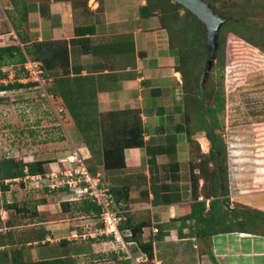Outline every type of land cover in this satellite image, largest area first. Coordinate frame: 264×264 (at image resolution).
<instances>
[{"label":"crops","instance_id":"obj_1","mask_svg":"<svg viewBox=\"0 0 264 264\" xmlns=\"http://www.w3.org/2000/svg\"><path fill=\"white\" fill-rule=\"evenodd\" d=\"M95 2L99 4L95 3L94 8L100 7L99 20L95 23L83 19L78 22L80 26L85 25L83 28L95 24L94 32L85 35L87 39L83 40L86 42L78 39L83 35L74 32L77 21L73 18L69 1H52L49 4L50 14L47 15L43 14L39 3L32 5L26 27L31 39L34 36L33 40L41 41L52 39L53 34L66 24L70 37L68 41L76 39L71 43L68 71L50 75L54 83L55 78L57 81L62 79L64 85L69 87L66 92L69 97L73 93L75 98L70 101H74L76 107L95 110L97 118L101 116V119L102 114L110 111L140 110L145 145L125 149L126 166L122 171L106 172L102 164L97 165V171L103 174L110 188L111 185L118 186L119 181L122 185L133 184L127 210L134 214L136 221H151L144 227L142 239L152 240L154 258L142 264H264V233L234 231L202 238L196 236L195 225L189 220L186 226H182L183 237L179 234L181 221L174 222L173 218L191 210L188 193L190 169L186 171V164L191 160L192 146L187 134L179 129L183 124L184 92L183 77L175 64L176 57L173 53L167 54L164 33L155 26L154 21L146 15L135 16V9H140L144 1H130L131 8L122 6L130 11L128 13L121 12L117 0L113 5L109 3L110 0ZM59 85L60 82H57V86L54 84V94H59ZM159 101L166 105H157ZM56 102L61 106L59 110L67 113L72 120L62 97H57ZM202 135V132L194 135L199 144L202 139L204 144L208 140ZM173 137V149L177 152L174 158L166 151L170 149ZM45 144H39L35 152L31 151L36 156L33 159L52 160L58 154L52 155ZM82 146L88 155V163L95 165L94 159V163L90 160L88 147L85 143ZM74 148L82 149L76 145H73ZM73 149L70 148V151ZM209 151L210 147L204 150L205 153ZM65 156H57L59 160L49 161L45 166L52 171L54 164L61 165L62 162L61 167L64 168ZM173 181L181 185L184 198L182 201L164 203L161 193L155 195L153 188L159 189L165 182ZM65 199L62 193L39 202L34 209L35 220L21 227V235L25 232L33 236L32 241L23 245L25 259L36 262L52 260L58 261L57 264H126L125 260L129 257L127 251L119 241L102 233L100 219L74 210L63 211L62 202ZM208 199L211 201V198ZM259 209L264 211V207ZM4 212L7 213L6 208L2 209L3 220L9 218ZM4 222L8 224V220ZM159 226L161 234L165 232L163 236L154 230ZM40 236L42 239L39 241ZM64 239L66 241L63 243ZM125 241L131 254L147 257L136 241L127 238Z\"/></svg>","mask_w":264,"mask_h":264},{"label":"trees","instance_id":"obj_2","mask_svg":"<svg viewBox=\"0 0 264 264\" xmlns=\"http://www.w3.org/2000/svg\"><path fill=\"white\" fill-rule=\"evenodd\" d=\"M11 0L12 9L7 10L8 15L12 20L13 27L18 33L19 40L23 44L2 46L0 47V91H12L15 89H21L23 87H33L37 83L28 80L22 82L21 78H29V70L26 68L28 60L39 61L41 67L44 70V75L47 79L50 78L53 69L62 68L64 71H68L70 65V52L71 43L76 39L72 38L71 41L66 39L62 40H41L30 42L31 37L26 27V22L29 17V10L32 5L40 4L39 8L42 9L44 15L50 14L49 2L50 0ZM54 1H72L74 10L76 7L87 8L88 0H54ZM146 4L141 6L143 15H149L152 12L153 5L160 8L162 12H172V24L179 25L175 31V43H170V48L173 53L178 57L177 70L181 72L183 77V92H184V115L183 124L179 127L181 131L187 134L189 142L192 144L198 143L194 139V135L198 132H205L206 137L210 141V151L207 153L202 152L198 145L200 153L199 161H190V193L191 197V210L189 213L173 218V221H181L179 234L183 237L182 226H186L187 222H195L194 232L197 237H211L219 233H229L234 231H249L251 233H264V211L257 208V210H251L247 212L245 209H236L233 212L227 210L226 203L229 202V195L231 192L230 181V166L228 162V147L222 133L218 132L223 124L219 115L224 112L225 108V87L224 77L220 79V82L215 81L214 74H218L225 71V55L227 53L225 43L228 33H233L239 36L241 39L252 45L254 48L264 52V21L251 20L248 23V19L244 17V14L240 12L239 15H233V19L226 21L219 32V51L217 60L214 61L213 67L206 82L202 83L203 75L205 71V64L208 59V50L206 49V41L204 38L205 27L199 21V19L189 9L175 0H149ZM211 2L217 12L223 14H233L229 10H225L222 6L218 5L219 0H207ZM226 8L227 6L224 5ZM180 9L185 12L179 18ZM240 8H237V10ZM14 10V11H13ZM16 10V11H15ZM99 19H96L98 21ZM93 27L80 26L76 29L78 35H83L82 38H78L80 41H87L85 35L87 33L94 32ZM13 66L15 74V80H9V71L3 70L5 66ZM228 72V71H227ZM227 75V74H226ZM8 79V81H5ZM57 82H60L59 94L55 92L54 84L57 86ZM57 81L55 78L49 82L48 92L52 96V99L62 97L64 101V107L70 113L72 118V124L79 130L83 142L88 147L91 158L94 159L95 165H90L92 172H96L97 165L102 164L106 172H120L125 166V149L142 147L145 145L143 120L138 109H125L110 111L102 114L97 118L95 110H84L76 107L73 98L69 97L66 92L69 87L64 85V82ZM53 85V86H52ZM204 85V86H203ZM187 86L190 90V96H187ZM54 90V91H53ZM57 92V89H56ZM70 99H72L70 101ZM4 98H0L3 101ZM67 115V113L65 114ZM225 129V127H223ZM61 137L60 139H62ZM64 140V138H63ZM47 141V140H46ZM37 141L34 139L33 144ZM43 142V141H42ZM169 151V155L173 158L176 155L174 148V137ZM165 151V150H163ZM193 151V150H192ZM191 151V152H192ZM157 153V152H156ZM195 157V152H192ZM205 154V155H204ZM203 157V159H202ZM34 156L31 152L23 153L22 156H11L6 158V162H1L2 168L0 169L3 179H24L26 176L33 175H45L47 170L46 163L52 160H37L33 159ZM197 158V157H196ZM154 162V159H151ZM193 162H198L195 164ZM198 170V172H197ZM178 177V176H177ZM176 178V176H173ZM204 178V191L206 198H211L210 207L207 209L206 200H200V194L202 190L200 188V179ZM178 179V178H177ZM23 181V180H22ZM121 182V181H119ZM114 187L111 185V193L114 199L113 208L121 211L123 221L121 229L123 231L130 230L131 235L126 236L129 240H134L138 243V247L144 252L149 260L154 258V246L152 240L143 241L142 234L145 226H148L150 220L136 221L134 214H131L127 210V203L130 198V191L133 184H119ZM23 185L22 182H19ZM6 190L9 189V184H6ZM39 186V185H38ZM42 192L46 194V198L39 202H45L50 195L65 194L67 188H50L49 185H42ZM153 192L156 194L161 193L164 203H173L176 201H182L184 196L182 193V187L179 182H165L164 185H160L159 189L154 187ZM38 201H36L37 203ZM159 199L156 200V203ZM35 203L34 208L37 206ZM11 206V205H9ZM63 211L68 212L74 210L76 213H84L92 215L100 219V208L95 202L89 199L62 202ZM36 209V208H35ZM36 214V210L34 211ZM238 222V224H237ZM4 226L2 219L0 218V229ZM157 228V227H156ZM159 234L162 230L157 228ZM155 230V229H154ZM1 232V231H0ZM165 233V232H164ZM163 233V234H164ZM161 234L160 236H163ZM39 241L42 237H38ZM66 239L63 240V243ZM16 244L14 235L6 233H0V245L5 244L8 247L12 244ZM6 250H4V253ZM3 254V253H2ZM126 256V254H124ZM18 256V255H16ZM129 258V257H127ZM126 258V264H129V260ZM58 258H56L57 260ZM15 264H57L58 261H27L22 255L18 256L15 260ZM132 260L130 261V264ZM2 264V263H1ZM61 264V263H58Z\"/></svg>","mask_w":264,"mask_h":264},{"label":"rangeland","instance_id":"obj_3","mask_svg":"<svg viewBox=\"0 0 264 264\" xmlns=\"http://www.w3.org/2000/svg\"><path fill=\"white\" fill-rule=\"evenodd\" d=\"M52 1L54 0H50L49 3ZM117 1L121 6L119 7L121 12H130L122 6L126 5L127 8H131L130 1L132 0ZM141 1H144V4L150 2L149 0ZM69 2L72 6L73 18L77 21L74 31L76 35L78 34L76 29L80 28V23L78 24L80 20L94 22L99 18L100 7L94 8L95 0H88L87 8L85 6L76 7L77 11L74 10L72 1ZM109 3L113 5L114 0H110ZM152 5V12L146 16L150 17L155 26L157 25L164 33L168 48L167 54H172L170 43H175V31L180 27L177 24H172V18H174L172 12L164 13L160 8H156L155 4ZM218 5L225 8V10H229V12H233V14H226L227 16H237L241 12L248 19V23L251 20H258L260 23L264 21V0H219ZM237 8L240 9L237 10ZM9 9H12L11 0H0V47L14 44L22 46L23 44L19 40L18 33L15 31L12 20L8 15L7 10ZM118 12L120 13L119 10ZM184 12L183 9H180L181 15L178 17L180 18ZM135 13V16H143L141 8L135 9ZM65 38H67L66 40L70 38L66 24L53 34L52 40ZM33 39L30 40L31 43L32 41H38ZM225 47L227 50L224 64L226 70L221 73L217 72L218 74H214L212 79L216 77L215 81L219 83L220 79L224 77L223 87H225L226 105L224 112L222 111L219 117L225 129L222 127L217 131L222 133L228 147L231 192L228 196L229 202L226 203V208L230 212H233L235 208L245 209L249 212L264 207V52L254 48L233 33H228ZM173 54L176 57L175 64L177 65L178 57L175 53ZM28 62L26 65L31 69V78L37 80L38 76L35 70L38 73L40 71L34 69V66L28 64ZM13 68L10 65L3 67V70L9 71V80L12 81L15 80ZM62 70L59 67L55 68L52 74L60 73ZM51 78L52 76L45 85L47 90L49 82L52 81ZM20 80L27 82L25 78ZM206 80H202V83ZM5 81H8V79ZM45 88L42 87V84H39L12 91H0V98H4L3 101H0V169L2 168L1 162H6V158L11 156L20 157L23 153L35 152L38 149L37 145L42 143H47L45 148L52 152V155L58 153L52 157L53 161L59 160L57 156L62 157L63 154L67 155L71 152L70 148L73 149V145L82 147V149H79L85 156H88L83 149L84 142L79 130L74 124L70 123L72 120L59 110L61 106L56 102L57 99H52L49 92V95H47ZM187 92V96H190L188 86ZM157 105L164 106L166 103L159 101ZM202 134L206 137L205 132H202ZM61 137L64 140L63 138L60 139ZM34 139L37 141L35 144H33ZM209 143V139L205 144L202 139L200 144H192L191 149L195 152L197 158L192 151L190 152V161H199L198 145L204 152V150L209 149ZM90 160L93 162L92 158ZM190 161L189 164H186V171L191 168ZM193 163L198 164V162ZM62 164V162L61 165L59 163L54 164L55 167H52L51 170L60 171ZM47 170L49 169L47 168ZM188 174L190 176V172ZM201 179L202 193L200 197L202 196V200H206L207 209H209L210 199L204 196L203 192L205 191L202 189L204 188V178ZM19 182H22L23 185ZM6 184H9L10 187L7 190L5 188L8 187ZM38 185L36 180L29 177L3 179L0 172V218L2 217L3 208H6L8 213L4 212V215L9 217L4 219L8 220V224L1 218L4 226L0 229V233L8 232V234L16 236L18 240L16 244L10 245L8 249L5 244L0 245V264H15L17 257L24 255L23 245L25 246L28 241L33 239V236L29 233L22 232L23 235H21L20 231L23 225H27L32 219L35 220L34 206L36 201H38L36 205H39V201L46 198V194L41 189L44 184L39 183ZM190 222L195 225V222ZM4 250H6L5 253ZM124 250L130 251L127 244ZM129 257L131 260L133 259L130 255Z\"/></svg>","mask_w":264,"mask_h":264},{"label":"built area","instance_id":"obj_4","mask_svg":"<svg viewBox=\"0 0 264 264\" xmlns=\"http://www.w3.org/2000/svg\"><path fill=\"white\" fill-rule=\"evenodd\" d=\"M28 61V64L33 65L34 69H38L40 72L38 73V71L35 70L38 77L37 80H32L31 69L26 65V68L29 70V78H26V80L34 81L37 85L42 84V87L45 88L49 79L45 77L41 63L31 59ZM45 91L47 95H49L47 88H45ZM87 160L88 157L85 156L79 148H74L64 157L66 165L60 171L48 170L45 175L38 174L26 177L36 180L37 185L43 183L49 185L52 189L67 188L66 199L68 200L76 201L89 199L95 202L100 208L99 215L102 223V233L112 236L116 241L122 244L123 248H125L127 244L125 238L132 233L130 230L123 231L121 229L123 216L120 213L121 211L113 208L114 199L110 190L111 188L100 171H91ZM157 230L158 229L155 228V231ZM127 253L133 258L131 264H142L143 261L148 259L146 256L134 257L129 250Z\"/></svg>","mask_w":264,"mask_h":264},{"label":"water","instance_id":"obj_5","mask_svg":"<svg viewBox=\"0 0 264 264\" xmlns=\"http://www.w3.org/2000/svg\"><path fill=\"white\" fill-rule=\"evenodd\" d=\"M189 9L199 19L200 23L204 25V38L206 47L208 49V59L203 75V81L209 76L212 70L215 59L218 57L219 51V32L222 25L233 19L231 16L223 15L217 12L211 2L207 0H176Z\"/></svg>","mask_w":264,"mask_h":264},{"label":"clouds","instance_id":"obj_6","mask_svg":"<svg viewBox=\"0 0 264 264\" xmlns=\"http://www.w3.org/2000/svg\"><path fill=\"white\" fill-rule=\"evenodd\" d=\"M16 179H18V178H16ZM65 196H66V193H65ZM67 198V197H66ZM65 200H68V199H65ZM68 201H75V200H68Z\"/></svg>","mask_w":264,"mask_h":264}]
</instances>
